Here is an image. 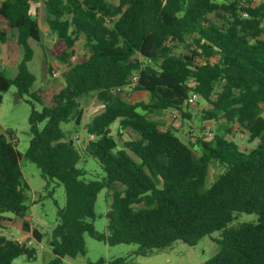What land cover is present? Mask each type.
Wrapping results in <instances>:
<instances>
[{
    "label": "trees",
    "instance_id": "1",
    "mask_svg": "<svg viewBox=\"0 0 264 264\" xmlns=\"http://www.w3.org/2000/svg\"><path fill=\"white\" fill-rule=\"evenodd\" d=\"M38 1L0 4L6 23L0 40L13 34L22 53L14 78L0 66V105L12 86L42 104L30 112L32 136L24 154L13 130L0 131L1 220L12 213L25 219L23 229L36 241L44 238L26 219L30 185L24 157L38 165L47 183L63 184L66 192L50 231L54 258L47 264H72L66 258L85 255V233L109 245L135 243L133 253L148 255L177 240L196 245L215 231L219 249L201 264H264V0H44L47 32L55 37L51 52L67 65L64 84L49 103L41 91L31 90L36 76L29 69L35 53L30 39H42L32 12ZM80 37L84 55L72 62ZM176 44L187 52L176 53ZM132 75L138 82L131 92H147L148 101L127 100ZM193 91L209 103L202 119L223 121L213 136L197 137L198 150L153 117L171 108L188 115ZM92 95L104 109L88 122L93 137L82 149L67 139L62 124L80 125L82 98ZM235 125L247 129L257 145L242 149L229 138ZM127 130L137 137L125 139ZM86 157L98 161L101 178L89 179L78 167ZM212 166L219 171L210 181ZM102 190L110 205L107 229L98 232L94 221ZM242 212L257 220L233 225ZM28 242L0 234V264L20 256L35 260L37 248ZM109 264L131 262L117 257Z\"/></svg>",
    "mask_w": 264,
    "mask_h": 264
},
{
    "label": "rangeland",
    "instance_id": "2",
    "mask_svg": "<svg viewBox=\"0 0 264 264\" xmlns=\"http://www.w3.org/2000/svg\"><path fill=\"white\" fill-rule=\"evenodd\" d=\"M118 2V0H115ZM33 15L37 14L40 21V27L42 32V39L36 41L30 39V44L34 48V57L29 62V69L36 76V81L31 90L41 91L45 103L52 101V96L55 90L62 87L64 84L63 72L67 65L63 64L57 57L51 52V49L55 43V37L51 36L47 31V12L44 4V0H39L32 6ZM215 20H221V16L212 13ZM0 29H6V23L0 18ZM6 38L11 42V49L8 45L1 43L0 59L6 61V66H1L5 74L9 78H14L18 71V63L22 57V53L18 51L16 44V38L13 34H7ZM84 38L80 37L76 46L78 47L76 58L71 59L72 62H76L84 55L83 48ZM174 51L176 53L187 52L184 45L176 44ZM9 49V51H8ZM13 51V52H12ZM8 52L10 54H8ZM16 52H20L19 54ZM14 53V54H13ZM18 60V62H17ZM211 60H216L212 58ZM54 72L58 75L54 76ZM149 94L146 92L128 93L127 100L130 102L148 101ZM33 102H29V101ZM83 105L85 106V115L80 125L74 122L63 123L65 134L68 140H73L75 144L82 148L85 146L89 138L93 136L87 131V124L94 116L101 113L104 109V104L97 98L96 95L82 98ZM37 110L42 109V104L38 101H34L30 94H24L21 97L15 86H12L8 91L4 93V101L0 105V131L5 133L7 130H13L15 132V139L17 142L18 150L24 154L29 147L31 132L29 125V116L32 108ZM209 107V103L200 98L195 104L187 105L185 112L188 115H182L180 111L176 114L174 111L165 110L160 113L153 114V117L160 120L163 127H174L177 129L178 135L187 143H193L196 150V139L199 136L208 135L211 131L215 133L223 121L215 123L213 120H203L202 110ZM264 115V111H263ZM118 122L112 125L114 131L117 129ZM43 127V123L40 124V128ZM227 136L235 140L242 149H251L255 147L258 140L251 141L249 138V132L247 129L235 125ZM137 134L132 130H127L124 133V138H135ZM21 165L24 172V176L30 185V210L27 215V220L32 222L43 233L44 238L41 242L33 240L32 245L37 248V258L35 260H28L25 256L16 258L12 264H47L54 258L51 246L49 244L50 231L58 223V209L64 207L66 203V192L63 184L56 182L47 183L41 174V170L37 164L25 159H21ZM78 167L84 168L89 179L101 178L104 172L93 157H86L81 159L78 163ZM218 168L212 166L210 181L214 180L217 176ZM107 191L102 190L98 195L96 203V212L98 214L94 221L95 229L98 232H105L107 229L108 219L106 212L109 207V201L106 199ZM5 216L14 217L12 213H4ZM257 215L254 213L242 212L238 215L233 225H237L244 221H256ZM0 216V232L5 234L8 238L19 239L23 234L14 223L8 224L3 227L1 225ZM220 236V231H215L209 235L202 237L196 245H190L177 240L171 247H167L162 250H156L148 255H137L133 253L138 248L135 243H121L117 245H109L104 241H100L92 237L90 234L85 233L86 254L79 255L76 258H66L73 262V264H98L103 259L106 264L117 257H127V260L131 264H201L204 261L212 257L219 249L216 239ZM32 239V238H31ZM21 239L23 241L31 240ZM30 245V243L28 242Z\"/></svg>",
    "mask_w": 264,
    "mask_h": 264
},
{
    "label": "crops",
    "instance_id": "3",
    "mask_svg": "<svg viewBox=\"0 0 264 264\" xmlns=\"http://www.w3.org/2000/svg\"><path fill=\"white\" fill-rule=\"evenodd\" d=\"M2 1H4V0H0V4L2 3ZM47 32V31H46ZM1 43H5L6 45H8V48L9 49H11V42H9L8 40L6 41V42H1ZM9 49H8V51H9ZM13 52V51H12ZM19 54L20 52H16V54ZM0 54H1V48H0ZM8 54H10L9 52H8ZM14 54V53H13ZM17 62H18V60H17ZM6 66V61H3L2 59H0V66ZM147 93V92H146ZM5 216V215H4ZM15 216V218L14 217H11V216H5V218L6 219H4L3 221H1V225L3 226V227H6V226H8V224H11V223H14L17 227H19V230L22 232V236L21 237H19V239H16V240H21V239H31V240H29V241H33V240H35L33 237H32V233H31V231H26V230H24L23 229V223H24V220L25 219H23V218H21V217H19V216H16V215H14ZM30 224H31V228H34V227H36L32 222H30ZM38 228V227H37ZM0 234H3L2 232H0ZM5 235V234H4ZM33 243V242H32ZM67 260V259H66ZM68 262H71L72 264H73V262L72 261H70V260H67Z\"/></svg>",
    "mask_w": 264,
    "mask_h": 264
},
{
    "label": "built area",
    "instance_id": "4",
    "mask_svg": "<svg viewBox=\"0 0 264 264\" xmlns=\"http://www.w3.org/2000/svg\"><path fill=\"white\" fill-rule=\"evenodd\" d=\"M252 1L253 2H256L258 0H252ZM244 15H247V14L245 13ZM75 58H76V56H73V59H75ZM57 75L58 74L56 72H54V76H57ZM137 82H138V76L137 75H132L131 80H130V83L125 86V89L128 92H131L132 89H133V87L137 84ZM199 99H200V95L197 92L193 91V92L190 93V95H189V97L187 99V104L188 105L189 104L190 105L195 104ZM169 110L174 111L176 114L179 112V110L178 109H175V108H171ZM213 134L214 133L210 131L208 133V136L211 137V136H213ZM18 241L23 242V240H18ZM32 242L33 241H29L30 245H32Z\"/></svg>",
    "mask_w": 264,
    "mask_h": 264
}]
</instances>
